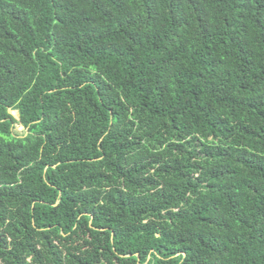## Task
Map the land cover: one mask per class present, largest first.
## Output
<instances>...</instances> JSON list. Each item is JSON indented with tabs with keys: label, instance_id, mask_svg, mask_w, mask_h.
<instances>
[{
	"label": "trees",
	"instance_id": "1",
	"mask_svg": "<svg viewBox=\"0 0 264 264\" xmlns=\"http://www.w3.org/2000/svg\"><path fill=\"white\" fill-rule=\"evenodd\" d=\"M0 264H264V0H0Z\"/></svg>",
	"mask_w": 264,
	"mask_h": 264
},
{
	"label": "rangeland",
	"instance_id": "2",
	"mask_svg": "<svg viewBox=\"0 0 264 264\" xmlns=\"http://www.w3.org/2000/svg\"><path fill=\"white\" fill-rule=\"evenodd\" d=\"M11 113L13 114V116L14 117H16L17 119H19V113L18 112H16V111H11ZM16 113V114H15ZM25 130V128L24 127H22V126H20L19 127V131H24Z\"/></svg>",
	"mask_w": 264,
	"mask_h": 264
},
{
	"label": "bare ground",
	"instance_id": "3",
	"mask_svg": "<svg viewBox=\"0 0 264 264\" xmlns=\"http://www.w3.org/2000/svg\"><path fill=\"white\" fill-rule=\"evenodd\" d=\"M16 114V113H15Z\"/></svg>",
	"mask_w": 264,
	"mask_h": 264
}]
</instances>
